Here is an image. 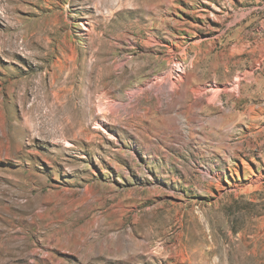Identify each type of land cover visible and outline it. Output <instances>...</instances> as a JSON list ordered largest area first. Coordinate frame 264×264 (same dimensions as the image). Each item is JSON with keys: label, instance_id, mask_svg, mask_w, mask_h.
Here are the masks:
<instances>
[{"label": "rangeland", "instance_id": "1", "mask_svg": "<svg viewBox=\"0 0 264 264\" xmlns=\"http://www.w3.org/2000/svg\"><path fill=\"white\" fill-rule=\"evenodd\" d=\"M0 264H264V0H0Z\"/></svg>", "mask_w": 264, "mask_h": 264}, {"label": "bare ground", "instance_id": "2", "mask_svg": "<svg viewBox=\"0 0 264 264\" xmlns=\"http://www.w3.org/2000/svg\"><path fill=\"white\" fill-rule=\"evenodd\" d=\"M43 126H44V125H43ZM30 127H31L30 129H32L31 131L33 132V134L36 133V134H39V136H41V133H42V132H41V130H39L40 128L38 129V127H37L36 125L34 126V124L31 125ZM42 128H43V127H42ZM46 128H47V126H46ZM30 129H27V130L30 131ZM38 132H39V133H38ZM26 133H27V132H26ZM57 133H59V134L66 133V129L63 128V129H61V130H58ZM32 136H33V135H32Z\"/></svg>", "mask_w": 264, "mask_h": 264}]
</instances>
